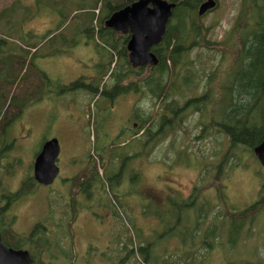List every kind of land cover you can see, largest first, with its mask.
Here are the masks:
<instances>
[{
	"label": "rangeland",
	"instance_id": "374dc122",
	"mask_svg": "<svg viewBox=\"0 0 264 264\" xmlns=\"http://www.w3.org/2000/svg\"><path fill=\"white\" fill-rule=\"evenodd\" d=\"M168 1L176 7L163 42L152 49L159 64L147 67L139 78L129 77L128 92L113 102L101 98L100 92L115 87L109 78L117 57L112 54L110 73L101 81L100 47L118 50L122 35L107 29L100 36L99 3L90 22L91 6L100 0H0V41L26 37L29 44L41 46L46 39L40 53L49 54L36 59L48 74V86L6 130L8 144L16 136L18 142L0 153V196L22 190L24 181L34 176L43 146L58 140V178L50 186L35 180L7 213L21 235L38 224L37 230L50 231L49 240L57 243V250L46 253L56 257L52 264L69 263L60 253L64 249L68 259L76 255L73 264H143L139 247L151 243L162 263L176 255L179 264H264V210L239 235H221L217 245L208 241L205 246L207 231L193 235L191 230L197 213H188V225L178 226L183 215L176 206L196 188L203 189L202 196H213L205 220L215 221L222 207L216 203L218 182L212 179L220 172L221 190L228 199L224 207L228 212L231 207L246 211L262 190L264 197V167L255 154L243 142L232 143L224 133L201 128L199 113L176 118V126H166L154 116L164 110L174 117L184 101L208 94L213 111L221 112L220 121L249 119L264 138V0L250 5L240 29H235V21L242 0H215L217 7L199 17L194 37L185 23L193 0ZM61 21L64 27L56 32ZM165 49L172 50L171 61L163 54ZM172 70L181 73V95L166 92ZM77 82L85 86L66 91ZM95 92L99 96L89 105ZM249 92L247 108L241 110ZM169 105H174L173 111H167ZM115 150L132 160L112 165L114 159L108 158ZM92 155L98 161L97 155L107 157L104 165H112V176L125 172L116 177L118 186L98 183L88 192V182L77 194L72 178L86 169ZM66 212L77 214L73 224ZM173 227L174 233H166ZM179 229L189 231L188 239ZM126 246L134 250L128 257ZM43 261L49 263L47 258Z\"/></svg>",
	"mask_w": 264,
	"mask_h": 264
},
{
	"label": "trees",
	"instance_id": "16d2710c",
	"mask_svg": "<svg viewBox=\"0 0 264 264\" xmlns=\"http://www.w3.org/2000/svg\"><path fill=\"white\" fill-rule=\"evenodd\" d=\"M134 1L135 0H129L128 3L131 4ZM203 1L205 0H193V3L190 6L187 15V22L185 23L187 26V30L192 37H194L197 30L196 28L200 17L199 7ZM257 1L258 0H242L241 11L235 21V29H240L243 27L244 24L240 23V20L246 19L250 5L252 3H256ZM98 3L100 4L99 12L102 13L100 16V36H102L107 31V28L105 27L106 20L109 19L118 9L126 6L127 4L125 3V0H104L103 3L100 0V2H97L96 5L91 6V9L89 11V14L91 16V18H89L90 22H93L96 17L95 10L98 9ZM2 18H4L3 15ZM6 25L13 27L11 22H7ZM63 27L64 22L61 21L57 27L56 32H60ZM121 35L122 41L118 50H116V47H113L112 50H110L109 52L106 51L105 47H100V56L104 58V60L100 63L101 81H103V79H105L110 73V69L114 63V57L112 54L114 53L117 57L115 69L111 71V75L109 78V80L111 79L112 81H114V83H116L115 87L113 90L108 91V87L106 86L103 91L100 92L101 98H111L113 102L116 98H118V96L128 92L129 86L125 84L127 79L131 76H136L139 78V76L147 68L145 67L135 69L131 66L129 61V53L127 51V44L130 39V34ZM25 38L26 37H21L12 42H9L7 40L0 41V128H8L14 120H16L22 113H24V111L27 109L28 104L32 102L33 98L40 94L42 90L48 86L49 83L48 74H46L42 69H40V67L36 63L37 58H46L49 56V54L41 55L40 53V50L42 51V46L46 44V39H42L43 42L41 46H34L29 44ZM163 54L165 55L168 61H171V49H165L163 51ZM171 75L172 76L167 85L166 92L173 95H181L184 90V86L181 81V73L177 72L176 70H172ZM80 86H82V84L80 82H77L76 84H73L70 87L66 88V91L68 92L80 89ZM251 94V92L246 94L245 97L247 99L242 103L241 110L247 108ZM98 96L99 94L95 92L92 95V100L90 101L89 105ZM210 104L211 102L209 96L208 94H205L202 97H193L189 100L184 101L182 105L175 110L174 117H170L164 112V110L156 111L154 116L166 126H176L178 125V123L174 124L176 118H178L179 120L188 119L191 114L199 113L198 124L201 128L212 129L214 131L224 133L230 138L232 143L243 142L246 146H248L252 153H254V149L262 141V137L259 136L260 130L258 125H256L255 122H252L249 119L234 122L220 121L218 118L219 116H221V112L219 110H215L214 112ZM173 106L174 105L167 106V111H173ZM8 118L10 119L9 122ZM122 154L119 153V150H115L114 152L109 154L110 157L108 159H114L113 161H110V163H112L113 165L114 161L120 159H123L128 162L133 158H131L130 155ZM105 155H97L101 163H99V161L92 155L88 160V162H90L89 164H87L88 166L86 167V169L82 170L79 174L72 178V187L74 189H77V194L78 192L85 191L84 185L88 182V186L90 187L87 190L88 192L91 191L92 188H95L98 183H100V186L108 185L110 188L114 185L118 186V179L116 177L121 176V174L125 172V169H122L117 175L112 176V165H104V162L107 159ZM120 156L123 158H121ZM180 161L183 162L182 160ZM124 167L125 166H123V168ZM212 180H216L218 182V193H215L218 200L216 203H218L222 207V213L215 218V221L207 223L205 220L207 214L212 209V207H210L209 205V202L210 198H213V196H202L203 189L196 188L191 193L190 198L186 200L184 199L180 202L176 201V206L178 209L177 212L183 215V218L179 220L178 226H187L188 219L186 218V215L191 212H196L197 218L195 222L191 225V230L193 235L197 232L201 233L204 230L207 231V233L205 234L206 237L203 241V245L205 246H207L208 241H215V245H217V241L222 239L221 235L228 234L231 237L239 235L242 232L244 225L247 222L254 220L256 216L264 210V197L262 190L260 193L259 200L253 205H251L248 209H246V211H238V209L231 207V212H228V210L224 207L225 201L228 199L226 195L222 193L221 190L222 177L220 172L215 173L213 175ZM32 183H36L33 175H31L26 179V181H24V187L22 188V190L20 189V193L18 194V200H21V197L24 196V193L29 189V186ZM110 198L114 202L118 203L117 197L110 196ZM197 198L199 199V207L197 206ZM206 204H208L209 206L205 207ZM70 207L72 209V205H70ZM154 215H156L157 217L160 216L156 213ZM201 215H204L203 220L200 219ZM220 216L223 217L221 220H219ZM66 217H69L70 221L72 222L71 224H73L77 217V214H75L74 212L67 213ZM228 219H230V221ZM14 223V221L9 222V224ZM35 226L37 229L39 227V224ZM176 229L177 228L173 227L169 229L166 233L172 234L175 232L173 230ZM49 233L50 231H40V235L38 237H35L34 240H32L33 238L30 240H24L22 235L20 237L15 236L10 241L11 245L9 247L13 249H21L22 247L28 249L32 258L34 259V264H52L53 259L56 257H49L48 255H46V253L53 251V249H56L55 245L57 243L53 245V243L49 240ZM179 234L184 235V240H186L188 239L187 236L190 233L187 230L179 229ZM157 241L159 242V240ZM151 246L152 243L148 245L144 244V246L139 247V254L143 258V264H179L178 261L175 259L176 255L168 256L170 260L167 263H162L163 260H160L161 256L157 254V247L151 249ZM125 248L129 252L127 254V257L134 252L133 249L128 250L127 246ZM153 251L155 252V254L153 253ZM64 252H67V249H64ZM64 252L60 253L69 262L68 264H73L74 260L76 259V255L74 254V257H70L68 259V254ZM38 256H41L42 258ZM45 258L48 259L49 263L43 261Z\"/></svg>",
	"mask_w": 264,
	"mask_h": 264
},
{
	"label": "water",
	"instance_id": "95a60500",
	"mask_svg": "<svg viewBox=\"0 0 264 264\" xmlns=\"http://www.w3.org/2000/svg\"><path fill=\"white\" fill-rule=\"evenodd\" d=\"M175 7L176 4L168 0H135L118 9L106 20L107 29L130 34L127 51L133 68L155 67L159 64L152 49L163 42ZM216 7L215 0H206L199 7V16L203 17ZM60 151L57 139H52L43 146L34 166V179L39 184L50 186L58 178L60 169L57 160ZM254 154L264 167V138L254 149ZM0 264H34V259L27 250L7 247L0 235Z\"/></svg>",
	"mask_w": 264,
	"mask_h": 264
},
{
	"label": "flooded vegetation",
	"instance_id": "af4514ba",
	"mask_svg": "<svg viewBox=\"0 0 264 264\" xmlns=\"http://www.w3.org/2000/svg\"><path fill=\"white\" fill-rule=\"evenodd\" d=\"M205 1H203L202 3H204ZM0 45H1V43H0ZM82 86H85V85L82 84ZM134 127H136V125ZM8 128H6V127L0 128V143L2 144V151H0V153H2L3 150L7 149L8 145H13V144H16L18 142V138L16 136V137H13L12 139H10L9 140L10 144H8V142L6 140V130ZM19 193H20V191H18L17 193L12 192L11 194L1 193V196H0V235H1L3 243L7 244L8 247L11 245L10 241L15 236L20 237L22 234L20 230L15 229V225H16L15 223L9 224L10 221L7 220L8 219L7 217L11 218L7 213L20 201V200H18V194ZM13 218H14V216H13ZM9 220L14 221V219H12V218ZM34 227L30 231V233H26L25 235H22L24 240H30L32 238H33L32 240H34L35 237H38L40 235V233H38L40 231ZM16 250H27V251H29L28 249H25L24 247H22L21 249H16Z\"/></svg>",
	"mask_w": 264,
	"mask_h": 264
}]
</instances>
